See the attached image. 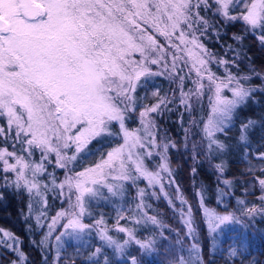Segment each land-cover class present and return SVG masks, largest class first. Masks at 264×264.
Segmentation results:
<instances>
[{
    "label": "snow or ice",
    "instance_id": "1",
    "mask_svg": "<svg viewBox=\"0 0 264 264\" xmlns=\"http://www.w3.org/2000/svg\"><path fill=\"white\" fill-rule=\"evenodd\" d=\"M239 4H243L244 10L238 16L231 15L232 8ZM212 6L209 0H0V117L7 120V128L0 126V137H4L6 143L7 137L14 133L13 140L20 145L17 150L14 143L11 151L0 147V171L5 173V183L24 187L30 194L36 189V195L40 196L35 177L44 171V164H34L20 153L26 152L30 156L39 149L42 161L48 159L49 153H55L57 166L67 168L91 140L118 135L112 132L113 124L118 123L124 143L108 152L93 168L66 175L60 187H67L69 192L75 190L76 201L71 203L69 197V208L59 212L57 217H68L64 227L73 232L94 227L82 222L86 212L84 200L86 196L98 194V188L92 185H100L111 172L117 173L114 180L133 181L137 178L136 173L153 185L160 183L163 189L161 172L171 175L166 156L169 145L158 146L161 163L157 170H149L146 158L152 152L133 151L137 146L145 147L144 137L129 131L125 120L129 112L135 110L134 93L141 77L167 74L169 78L176 77L183 88L185 77L178 75L183 71L179 68L181 60L185 65L191 62L189 71L194 69L197 79L193 82L194 89L187 93L181 91L180 103L191 107L189 100L192 96L200 97L206 75L209 91L214 89L215 101L203 131L210 150L213 146L223 149L224 145L215 134L224 131L225 121L252 90L241 83L247 77H236L229 72L221 78L208 68L213 60L218 64L229 63L216 60L197 36L210 27L201 11ZM215 7L227 20H243L251 29L259 28L260 41L264 44V0H215ZM158 36L164 37L165 43L161 44ZM134 52L139 53V60L132 58ZM178 52H183L188 59L177 55ZM169 54L172 55L171 62L167 60ZM151 65H159L160 70L153 71ZM224 89L231 92V98L222 94ZM153 95L158 96V93ZM165 103L166 99L161 97L156 104L146 106L140 112L146 136L151 137L154 128L149 114ZM152 143L149 139V146ZM73 147L75 152L68 156L65 150ZM260 158L264 160V153H260ZM8 173H13L15 179L11 180ZM257 179L264 188V178ZM105 186L110 192L121 187ZM180 200L186 203L182 196ZM29 207L31 209V205ZM204 211L212 232L234 219L231 214L221 215L207 208ZM257 211L264 212V208L246 209L248 214ZM39 219L38 216V223ZM56 219L53 218V223ZM149 219L153 224L158 223L155 217ZM185 223L191 231L190 219ZM100 224L102 221L96 222V226ZM119 231L126 229L121 227ZM0 233L13 241V244H7L13 247L15 235L4 229H0ZM128 237L121 243L113 239L106 228L100 230L101 240L118 252H123L134 239L130 230ZM56 239L59 241L61 237ZM136 243L142 248L151 245V241L137 240ZM99 252L97 248L96 253ZM23 259L21 253L20 261ZM132 264H137L135 257ZM176 264L191 262L181 257Z\"/></svg>",
    "mask_w": 264,
    "mask_h": 264
},
{
    "label": "trees",
    "instance_id": "2",
    "mask_svg": "<svg viewBox=\"0 0 264 264\" xmlns=\"http://www.w3.org/2000/svg\"><path fill=\"white\" fill-rule=\"evenodd\" d=\"M212 40L207 41L218 57L230 59L239 70L238 77H247L241 82L252 91L232 112L223 132L215 134L224 145L223 149H209V141L203 137L201 143H194V149L182 147L186 131L191 130L198 140L204 116L208 113L206 96L200 98L188 111L172 100L153 112L157 130L167 140L176 143L168 150L172 166L171 176L177 188L170 187L168 197L159 190L147 189L139 195L142 178L114 180L112 185L121 186L110 192L108 187L97 186L95 197H85L83 221L94 225L83 232L67 231L58 241L56 234L61 229L48 225L55 210L63 205L59 200L58 188L53 179L64 174L50 163L40 173L39 190L42 195L31 194L26 188H16L5 183L0 171V229L11 232L17 238L7 240L0 233V264H176L178 258L191 264H264V212L248 214L246 209L264 208V188L257 178H264V44L260 41L261 30H253L239 20H225L216 10L208 13ZM242 37L236 40L234 37ZM214 69L223 75L218 63ZM238 65V67H237ZM166 75L141 77L134 93L136 107L130 111L125 123L137 126V116L146 106L154 104L170 86ZM189 87V86H188ZM174 86L172 87V89ZM154 89L158 96L151 97ZM112 132L91 140L79 153L77 159L67 166L69 172H77L91 166L101 158L111 145L121 140L118 125ZM244 139H241V137ZM5 141V140H3ZM10 143V142H8ZM220 165L221 167H217ZM135 175V174H134ZM47 186V190H44ZM186 203H181L180 197ZM45 199H44V198ZM38 198V200L36 199ZM203 204L211 205L217 211L234 216L232 221L210 231ZM31 205V209L29 207ZM142 206V210L139 209ZM191 207V231L185 223V214ZM42 214V215H41ZM40 217L39 223L37 217ZM149 217H155L153 224ZM97 221L102 224L96 226ZM116 224L133 233L134 239L118 252L100 238L101 228L118 242L129 238L120 232ZM60 235V234H59ZM151 241L148 248H142L136 241ZM7 241V243H5ZM193 245L196 247L193 248ZM99 248L100 252L96 253ZM94 253H96L94 255Z\"/></svg>",
    "mask_w": 264,
    "mask_h": 264
},
{
    "label": "rangeland",
    "instance_id": "3",
    "mask_svg": "<svg viewBox=\"0 0 264 264\" xmlns=\"http://www.w3.org/2000/svg\"><path fill=\"white\" fill-rule=\"evenodd\" d=\"M245 2H249V0H245ZM209 3L211 5H213V6L211 8H209V9H207V10L201 11V15L208 21V23L210 22L209 21V18L210 17L208 16V13L211 11V9L214 10V11L216 10L215 0H209ZM243 10H244L243 4H239V5H236L235 7L232 8L230 14L231 15H237L238 16ZM210 20H211V18H210ZM225 20H227V19H225ZM239 21L242 22L243 24H245L243 20H239ZM210 25L213 26V22H210ZM211 32H213V29H210V27H209L206 30V32H204V34L201 35L200 33H197V36H199V39L202 42V44L204 45V47L208 50V52H210L216 58V60H227V61H229V63H228V65L218 64L219 66H222V69L224 70L223 75L218 74V72L214 69L213 62L216 63L215 60H213V62H211L208 65V68L211 69V72L212 73H215L216 76L221 77V78H223L224 76H226L229 72L233 76L238 77L237 74H235V73H238L239 70L233 65V63L230 61V59H228L226 57H218V56H216L213 53L212 49L209 46L206 45V42L207 41L212 40V36H210V33ZM157 38H158V40H159V42L161 44L165 43L164 37L158 36ZM177 43H179V41H177ZM183 47H184V45H181V48H183ZM196 51H198V50H196ZM177 55H183L185 60L188 59V57L183 52H178ZM132 58L135 59V60H139L140 59L139 53H135L134 52L132 54ZM167 60L169 62H171V60H172V55L171 54H169L167 56ZM191 66H192L191 65V62H189L187 65H185L184 60L179 61V68H182L183 71L179 72L178 75H182V76L185 77V79L183 81V88L182 89H181V86H180V82H179V80L176 77L169 78L167 76V74H165L168 77V79H169L170 86L173 84L174 88L172 89L173 86H171V87L169 86L170 87L169 90H167L164 94L160 95L159 98L163 97V98L166 99V101H169V100H172L173 99V101H174V103L176 105L182 106L187 111L189 109H191V107H186L184 104H181L180 103V100H181V91L187 93V92H189V90L195 88V84L193 82L197 79V76H196V71L194 69L191 72L189 71V69L191 68ZM150 67L152 68L153 71H159L160 70V66L159 65H151ZM237 67H238V65H237ZM202 83L205 85V88H204L202 94L200 95L199 98H197L195 96H192L191 99L189 100V104L192 106L200 98H203V96L204 97L206 96V99H208V102H207L208 113L203 118V123H202L201 128H200V132H199L200 135L198 137V140H194L195 138H193V135H192V131L191 130L186 131V134L185 135H186V138L187 139H186V141L183 142L182 147H187L189 150H193L194 149V143H201L200 140L203 137H206V134L204 133L203 128H204V125L207 122L209 116L211 115V112H212V104L215 101L214 89L212 91H209V89H208V80H207V76L206 75H205V78L202 80ZM241 83H243V82H241ZM243 84H244L245 87L248 88V85H246L245 83H243ZM153 93H157V90L154 89V91L151 94V97H154L155 96V95H153ZM222 94L228 96L229 98H231V92H229L227 89H224L223 92H222ZM210 97L212 98L211 100H210ZM159 98L157 99V101L154 104H156L158 102ZM154 104H151V105H154ZM143 110H144V108L141 111H143ZM149 118L154 122L153 112L149 114ZM137 119H138L137 126L136 125H134V126L133 125H128L127 123H125V127L129 131L135 132L138 136L144 137V139L142 140V143L145 145V147L143 149H141V148H139V146H137V148L133 149V151L134 152H144V153H147V152L151 151L152 152V155L150 157H147L146 158V164H147V167L149 168V170L155 171V170H157V165L161 163V157L157 154V153H159L161 151V148L158 147V146L159 145H163V144H168L169 145L168 150H169L171 147H175L176 146V143H174L172 140H167L166 137L157 130V127L155 125V122H154V128L152 129V136L151 137L146 136L145 135L144 128H143V125L141 123L140 113L138 114ZM227 121H225V123ZM114 124L118 125V123H114ZM0 126L7 128V120L5 118H3V117H0ZM118 127H119V125H118ZM120 132H121V140H120V142L117 143V144H115V145H111L110 148L108 150H106V152L104 153V155L102 157H106L108 152H110L112 149L116 148L118 145L124 143L123 132H122L121 129H120ZM13 136H14V133L12 135H9L7 137V142L6 143H5V141H3V140H5V138L4 137H0V147H7L9 151L13 150L12 149V145L14 143H16L13 140ZM149 139H151L153 141V143H152L151 146H149V144H148ZM8 142H10V143H8ZM19 147H20V145L18 143H16L17 150L19 149ZM168 150H167V153H166L167 163H168L169 168L172 171V166L170 165L169 158H168L169 157ZM65 152H66V154L68 156H71L75 152V147L70 148V149H67V150H65ZM20 154L23 155V156H25L28 161L33 162L34 164L43 163L44 164V171L42 173L45 172V166L46 165H49L50 163L54 166V169H55V167H57L58 169H62L63 170V168H60V167L57 166V163H56L57 157H56L55 153H49L48 154V159L45 160V161H42L41 160L42 153H41V151L39 149H35L33 151L32 155H30V156L26 152L20 153ZM102 157L99 158L96 162H94L91 166H89V167H87L85 169H91V168H93L94 165H96L97 163H100L101 162ZM85 169L80 170V171H77V172H68L67 168H65L64 170L66 172L64 174L60 175L59 177H57L58 180H56L57 181L56 182V188H58L59 200L62 201V199H63V205L62 206H59L55 210L54 214L52 215V217L49 219V222H48V225H50L52 227V229H55V230L61 229V231H59V233L56 234V237H58V236L62 237L63 235L66 234L67 231H73L72 229H68V228H65L64 227V225L67 223L68 217H63V216L57 217V214L59 212H61L62 210H66V209L69 208V197H71V203L74 204L75 201H76L75 190H73L72 192H69V190L67 189V187L61 188L60 187V184H61V182H63L65 180L66 175H75V173L82 172ZM1 173L3 175H5V173H3L2 171H1ZM40 173H38L37 176L35 177V179H36V181L38 183H40V181H41V179H39ZM134 174L138 178H142L143 179V183H144V185H139L138 186V188H139L138 189L139 190V193L138 194L139 195H141V192H143V194H144V191L147 188L149 190H151V189L159 190L160 193L164 197H168V194H169L168 192H169V188L170 187L177 188L176 189V192H175V195L176 196L181 195L180 188H178L179 186L177 185V182L168 173L161 172L163 189H161V184L160 183H157V184L153 185V184H151L149 182V180L146 177L141 176V175L136 174V173H134ZM7 175L10 177L11 180H14L15 179V175L13 173H8ZM116 175H117L116 172H111L103 180V182L100 185H92V187L93 188H96L97 186H103V184H105V183H107V185H112V183L114 181L113 177L116 176ZM170 181H171V183H170ZM33 191L36 194V191L37 190L34 189ZM61 193H63V194H61ZM41 195L43 196V194H41ZM36 199L38 200V198H36ZM141 207L142 206H139V209L142 210L143 207L142 208ZM202 207H203L204 210H205V208L210 209V210H215L217 213H219L221 215L226 214V213L217 211L211 205L203 204ZM189 208H191V207L189 206ZM186 211H187V213L185 214V217H184L185 218V221L186 220H189V219H190V221H192V218L189 215V210L187 209ZM53 218H57L55 223H53ZM82 222L85 223L83 221V218H82ZM116 226H117V228L115 227L116 230L119 229V228H121V227H123L120 224H116ZM126 231L127 232H125V234L128 235V230H126ZM62 233H63V235H61ZM124 240H126V238H123L122 239V241H124Z\"/></svg>",
    "mask_w": 264,
    "mask_h": 264
}]
</instances>
